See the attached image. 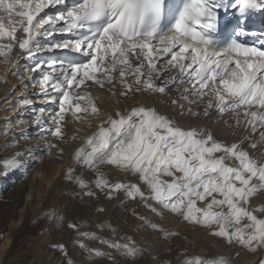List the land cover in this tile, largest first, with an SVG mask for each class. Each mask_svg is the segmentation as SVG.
Returning a JSON list of instances; mask_svg holds the SVG:
<instances>
[{"label":"snow or ice","instance_id":"1","mask_svg":"<svg viewBox=\"0 0 264 264\" xmlns=\"http://www.w3.org/2000/svg\"><path fill=\"white\" fill-rule=\"evenodd\" d=\"M261 11L264 0H182L180 5L165 0H0V56L6 74L15 75L19 59L26 56L30 63L22 86H38L43 100L58 104L52 111L37 110L33 100H22L23 109H32L37 137L66 141L63 127L68 115L88 128L89 117L98 122L71 154L66 172L81 197H97L98 190L110 201L122 194L125 200L141 203L154 218L171 215L254 253L264 249V206L250 205L257 193L264 192V159L253 158L245 142L256 148L257 134L264 142V29H249L247 20ZM222 13L238 19L220 37ZM249 36L255 42L248 43ZM17 46L20 51L9 56ZM55 50H66L69 58H40ZM106 86L112 95L144 96L152 105L108 110L105 117L91 89ZM165 98L181 116L186 112L197 121L203 116L222 123L226 137L242 135L229 143L206 125L181 126L155 107ZM25 123L15 125L22 129L21 136ZM48 148L64 151L60 143H49ZM23 155L17 151L5 166L19 167ZM77 167L94 179L78 173ZM112 173L130 182H112L108 178ZM133 215L141 222L138 229L147 226L165 236L177 235L143 214ZM47 219L58 224L63 216L53 210ZM95 226L115 236L110 222ZM68 227L77 230L78 247L90 256H107L116 264L111 252L90 248L84 239L115 250L125 264H135L143 255L131 237L110 240L79 231L76 224ZM52 248L65 252L63 243ZM183 264L228 261L196 256Z\"/></svg>","mask_w":264,"mask_h":264},{"label":"rangeland","instance_id":"2","mask_svg":"<svg viewBox=\"0 0 264 264\" xmlns=\"http://www.w3.org/2000/svg\"><path fill=\"white\" fill-rule=\"evenodd\" d=\"M25 62L28 64L30 63L28 58L25 59V61L23 60L22 68L25 66ZM0 64H4L3 59H0ZM4 88L5 83L0 80V93L3 92V94H5ZM35 89L38 88L36 87ZM3 98L4 97L2 96L0 101V114L2 115L5 114V111L9 112L11 110L9 109V106H12L11 104L5 105L7 100H2ZM57 107L58 105L54 104V107H52L53 109L50 111ZM39 108V105L36 106L37 110ZM9 116L10 115H7V117L0 116V244L8 238L7 253L5 252V255L0 257V264H40L45 258V254H49L50 252H54L65 264H68L69 261H71V264H113V261L108 259L107 256H90L86 251L80 249L76 242L77 230L68 227L69 223L74 224L73 222L75 221H72V219L68 217V212L71 208L74 210L73 208L77 207L78 204L87 201L89 204H95V206H91L94 210L92 208V210H87V212L90 211L88 212L87 219H84L83 217V220L82 218L76 219L77 221L75 222H79L77 224L75 223L79 227V231L85 230L88 232H95L97 236L110 240L115 239L117 241H119L122 236L128 237L124 228H122L123 231L121 229V232L116 231L115 236L109 229L101 230L96 228L95 225L97 223L109 222L108 219L105 220L107 218L106 211H103L105 214L97 211V208H101V206L105 209L104 204L109 203L106 199L100 200L101 198H105L102 193H99L97 190V197H94V199L86 196H79L81 190L75 185L74 186L77 188L75 189L74 187V191L69 190V187L73 185V182H70L66 178V170H62L66 169L69 165L68 162L71 161V156L69 157L67 155L74 153V150L80 147L83 142H78L75 146L71 147L73 144L67 146V141L62 143L55 141V138L50 135H40L37 137V134L34 135L30 132L27 133L26 130L24 131L23 136H21L20 133L22 129L15 127V125H11L12 123L10 121L13 115L10 119ZM72 116L74 115H68V117ZM16 118L18 121L27 119V117L23 115H18ZM80 124L85 125L83 123ZM24 128L25 124L23 125V129ZM64 133L66 135V132ZM78 134L79 133H76L75 136ZM33 138H39V140H42L43 138H51V141H49L50 143H60V146L64 149L63 154H60L55 148L49 149L48 146L44 148V145L36 152L32 151L30 143H35V140L32 142ZM67 140L69 139L67 138ZM74 140L75 139L72 138V140L69 141L72 142ZM17 151L24 153L21 157L23 161L22 164L16 168L6 167L4 161L10 159ZM29 152H31L32 155H28ZM30 159L34 160V162L30 167H27ZM65 159L68 160L67 163ZM61 172H64V174ZM58 181H61L62 185L53 193H50L52 185ZM32 183H36L35 188L32 187ZM34 198H36V200ZM76 198H78V200ZM79 198L81 199L79 200ZM98 204L100 206H98ZM88 208H90V206ZM140 209L136 212L140 214L143 213V215L147 216L149 220H153V222L159 224L165 219L164 217L171 216L165 214L163 217L154 218V214L145 209L143 205ZM53 210L58 215L63 216V221L61 223H53L47 219V214ZM92 211H94L93 213H95V215H93ZM94 216L97 217L95 218ZM99 216L101 217L100 220H98ZM170 218L177 222H183L173 216ZM137 221L138 220L133 217V214H130L128 219H124V223L127 225L131 222L133 223ZM138 224H140V221H138ZM187 225L193 227L190 224ZM142 228H145V231L155 236L156 246L151 250L148 248V252L145 254L143 253L145 256H138L135 259V264H183V261L186 258L192 257L191 252L188 250L190 239L186 234H179L173 227H168L166 228L167 231L177 233V235L169 237L165 236L164 233L152 230L147 226ZM210 236L213 240L215 239L214 242H217H215L216 244H213L212 248L214 250L212 248L209 249L210 252L206 254L207 256L205 255L203 257L205 259L207 257V259H212L214 261L217 260L216 262H219V259L217 258L218 254H221L229 244L220 237L211 234ZM83 242L90 248H98L104 252H111L116 264H125V258L123 256L115 250L108 249L106 245L101 244L98 240L84 239ZM54 243H63L65 245V252L61 253L52 248ZM181 245L182 247H185L182 249L180 247ZM183 250H186L188 253Z\"/></svg>","mask_w":264,"mask_h":264},{"label":"bare ground","instance_id":"3","mask_svg":"<svg viewBox=\"0 0 264 264\" xmlns=\"http://www.w3.org/2000/svg\"><path fill=\"white\" fill-rule=\"evenodd\" d=\"M3 42L7 43V41H3ZM19 51L20 50L18 49V46H17L16 48H14L12 53H9V56H15ZM63 51H65V50H55L54 52H51V53L45 52V53L40 55V58L43 60L44 59L49 60L53 56H58ZM0 59H4V58L2 56H0ZM25 59H27V57L22 56L18 61L19 67L15 71H18L19 75L6 74L5 64H3V65L0 64V80H2L5 83V88H4L5 94H3V92L0 93V101H1V98L3 96L4 98L2 100H5V101L7 100L5 105H8V104L12 105V106H9V109H11L9 112L5 111V114H3V115L0 114V116H2V117L6 116L7 117V115H10L9 116V119H10V117L13 115L11 118V121H10L12 123L11 125H16L17 122L18 123L20 122L16 118L18 115L26 116L27 119H25L24 121H27V123H25L24 129H26L27 133L30 132L31 134L35 135V134H37L38 130L31 123L32 118L30 116V112L32 109L31 108L23 109L21 107L22 100L25 98L31 99V100H33L32 108L36 109V106L39 105L40 108L44 107L48 111L53 109L52 107H54L55 103H48L45 100H43V98L40 95V88H38V86H37L38 89H35L36 87L35 88L32 87L31 84L28 86L27 89H25L22 86V78L26 79V77H27V74L25 72V67L28 65V63L25 62V66H23L24 70L22 68L23 60L25 61ZM117 89H119V85H117ZM91 95L93 97L94 103L102 110V114L105 117H107V115L109 114L108 110L115 111L117 108H120V109L129 108L130 109L131 107L136 106L140 103H147L149 106L152 105V101L147 100L144 96L138 95L136 99H125V98L119 97L117 95H112L107 91V86L105 89L92 88L91 89ZM56 105H58V104H56ZM0 106H1V104H0ZM155 107L162 113L166 112L169 115L174 116L175 119L179 122V124L181 126H189V125L195 126L197 123H199L201 126L206 125L212 130L213 134L217 138L227 139V141L229 143L238 139L239 136L242 135L240 132H237L236 136H227L226 137L225 131H224V126L222 123H212L211 119H206L203 116H201L199 121H197L196 118L190 117L186 112H185L184 116H181L180 115L181 110L178 107L173 109V107L170 105V98H165L164 100H158V102L155 104ZM187 107H188V105H187V103H185V109H187ZM193 110L196 111L198 109H196V107L193 106ZM1 111H4V110H1ZM89 120L91 121V128H88L85 125L80 124V122L75 120V116L67 117V124L63 127V131L66 132V136L69 140H72L73 137H76V139L72 142H70L69 140L66 139L67 146L73 144L71 146V147H73L78 142L84 143L83 138L87 134H89L90 132L95 131V129L98 127V122L92 117H89ZM78 131H81V132H78ZM231 131H232V129H227V132H231ZM76 133H79V134L77 136H75ZM254 139L257 142L256 148H251L249 146L248 142H245V148L249 151L250 155L253 158L264 159V142H260V138H259L258 134L254 137ZM33 141L35 143H30L31 144L30 148H32V151L36 152L41 147H43V145H44V148L46 146H48V144L50 143L49 141H51V138L50 139L43 138L42 140H39V138L38 139L33 138L32 142ZM45 144H47V145H45ZM67 156L70 157L71 155H67ZM67 159H69V158H67ZM67 159H65L66 163L68 161ZM33 162H34V160L30 159L27 167H30ZM68 163L70 165L72 163V161H70ZM67 168L62 170V171L66 170L65 172H67ZM76 170L78 173L86 175V177L89 180L94 179L92 173L81 172V170L78 167ZM105 171H109V169L106 168ZM62 174H64V172ZM108 178L112 182H120V181L130 182L129 180L125 179L122 174H119V173H112L109 175ZM131 182H135V181H131ZM35 184L36 183H34V184L32 183L33 188H35ZM72 184L73 185L69 187V190L74 191V187L76 185L74 183H72ZM61 185H62L61 181L55 182V184L52 185V189L50 190V193H53ZM76 188L77 187H75V189ZM72 195H73V193H72ZM34 199L36 200V198H34ZM76 199L78 200V198H76ZM80 199L81 198H79V200ZM85 199L88 200L87 198H85ZM103 199H106L109 202L108 204H104L105 205V211L107 214V218L105 220L108 219V221L116 228V231L121 232V229L124 228V231L128 234V237L132 238V240L136 243L137 247L144 250V252H143L144 254L148 252V248H149V250H151L152 248H154L156 246L155 236L152 235L151 233L145 231L146 230L145 228H144L145 230L142 227H140L138 229L137 228V226L139 225L138 221L133 222V223L131 222L129 225L124 223V219H126V218L128 219L130 214H133L134 211L136 212L142 207L141 203H139L138 201L125 200L122 194L117 195L115 199H112L110 201L106 197L101 198L100 200H103ZM250 205L253 207L264 206V192L257 193L252 198V200L250 201ZM89 206H90V208H88ZM91 206H95V204H89L87 201H84V202L78 204L77 207L73 208L74 210H72V208H71V210L68 212L69 214H67V215H68V217H70L72 219V221H74V220L77 221L76 219L82 218V217L84 219H87L88 212H90V211L87 212V210L93 209V207H91ZM98 206H100V205L98 204ZM140 210H142V209H140ZM93 212L94 211H92V213ZM103 213L105 214V212H103ZM93 215H95V213H93ZM68 217H67V219H68ZM133 217H134V215H133ZM170 217H167V216L164 217L165 219L162 222L160 221L161 222L160 225L162 227H164L165 229L168 227H173L174 229H176L178 231L179 234H186L188 236V238L190 239V245L188 247V250L191 252L192 257L199 256V257L204 258L203 256H205L206 254H208L210 252L209 249H211L213 247V244H216L215 242H217V241L214 242L215 239L213 240L211 238V236H210L211 233L208 230H206L204 228L197 227V226L196 227H190L185 222H179V221L177 222L176 220H173ZM83 218H82V220H83ZM100 219H101V217L99 216L98 220H100ZM75 221L73 222L74 224L76 223ZM77 223H79V222H77ZM167 225H169V226H167ZM78 229H79V227H78ZM122 231H123V229H122ZM158 234H160V233H158ZM7 244H8V238L5 239L0 244V257L2 255H5V252L7 249ZM185 246H183V247H185ZM180 247L183 249L182 245ZM217 247H219V246H217ZM183 251L187 252L186 250H183ZM45 255H46V256H44L45 258L43 259V261L40 264H65L61 260V258L57 257V255L54 252H50L49 254H45ZM183 255H184V253H183ZM142 256H145V255H142ZM217 258L219 260L220 259L227 260L228 264H259V261L261 259H264V249L257 250L256 252L253 253V252H249L246 249L240 248L238 246L228 245V246H226V248L224 249V251L221 254H218ZM206 259H207V257H206Z\"/></svg>","mask_w":264,"mask_h":264}]
</instances>
